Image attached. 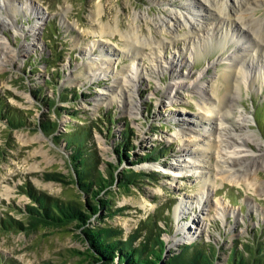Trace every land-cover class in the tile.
<instances>
[{
    "label": "rangeland",
    "instance_id": "374dc122",
    "mask_svg": "<svg viewBox=\"0 0 264 264\" xmlns=\"http://www.w3.org/2000/svg\"><path fill=\"white\" fill-rule=\"evenodd\" d=\"M195 1L29 0L32 5L40 6L45 15L42 20L38 21L31 9L25 12L24 8H19L16 13L9 14L12 23L1 33L15 55L11 59L1 60L0 99L7 107L19 109L28 124L12 129L0 118L1 216L25 220L22 209L32 200L25 191L28 185L66 199L79 196L76 183L47 179L45 173L61 172L67 175V179L73 176L66 142L60 138L66 130H74L88 123L92 130L89 144L99 156V169L106 172L107 163L110 162L117 166L118 177L123 169L128 168L157 174L155 178L144 175L142 181L132 184L130 189L112 186L113 205L122 209L102 221L93 217L91 220L94 223L101 221L122 226L128 233L153 214L157 217L158 225L166 230L162 237L168 250L179 249L191 242H207L218 247L221 258L215 264H222L227 259L235 241L240 248L243 247L240 242L264 234V164L258 170V190L252 189L246 182L224 181L216 165L218 162L212 156L213 149L211 152L209 147L205 150L209 141L213 142L214 135L206 122L208 116L205 117L206 121L200 120V116H204L199 108L203 98L198 91L211 83L210 95L216 101L227 91L230 78L226 75V68L232 62L230 56L238 52L234 48L239 47L240 42L236 40L241 36L229 33L228 41H224L215 40L209 33L212 42L194 52L195 47L185 42L186 37L193 34L185 22V16L194 20L193 13H205L201 10L203 6L199 9ZM12 2L19 6L20 0ZM247 10L250 12L243 11L244 17L252 16L251 20L259 27H254V30L259 33L258 29L264 23V0L259 2L258 7ZM171 12L182 15L176 31L177 41L171 36L166 23L160 21L170 19ZM0 14L7 16L1 5ZM35 24L40 27L32 35L29 29ZM135 24L140 32L138 36L147 43L145 47L137 42L140 46L135 48L132 45L131 48L124 36L132 31ZM245 40L241 39L244 45L247 43ZM150 41L152 43L149 44ZM94 43L96 47L87 55L86 51ZM100 44L112 47L115 53L110 54L115 58L110 64H107L109 57H106V62L99 61L103 71L110 65V71L105 74L101 69L95 74L89 68L94 57H100L103 53ZM27 45L28 50L23 52ZM175 52L179 54L177 61L181 60L182 63L171 68ZM260 53L264 55L263 47ZM158 54L162 56V67L155 66L156 61L152 60ZM254 59L257 61V56L254 55ZM259 63L262 66V59ZM133 64H138L142 74L135 86L131 81L126 83L123 80L128 77L127 72L133 74L130 68ZM246 65L242 67L251 78L247 77L246 83L237 77L241 89L238 88V94H235L231 115H238V109L249 113L250 129L256 131L263 143L261 147L252 146L262 161L264 69L258 72L260 66L249 69L251 65ZM120 80L131 88L130 96L126 89L122 90ZM178 80L181 82L177 86L179 92L170 97V89ZM65 92L69 95L65 96ZM73 110L78 112V117L69 112ZM46 120L56 122V129L45 132L38 123ZM127 126L132 131L129 141L134 146L127 150L129 157L124 160L116 147ZM190 136L193 138L190 139ZM182 138L187 139L183 141ZM185 142L188 144L185 145ZM186 147H194L198 152L203 148L200 149L201 162L205 165L203 178L211 177L206 205L197 202L198 196L201 197L200 192L204 190L203 178L198 175L200 172L197 171L195 175L194 170H189L184 171L185 175H176L170 169L189 158ZM152 149L161 153L154 160L140 161ZM211 180L215 186H212ZM189 197L195 202H188L185 207L188 211L179 217L177 205ZM223 204L230 210L225 217L217 213ZM195 217H202L197 229L191 228L197 231L186 239L184 233L179 231V224L188 230L190 224L197 223L192 222ZM70 228L40 227L39 230L28 231L2 230L0 227V256L13 258L21 264H86V243L81 229ZM178 236L181 240L175 242Z\"/></svg>",
    "mask_w": 264,
    "mask_h": 264
},
{
    "label": "trees",
    "instance_id": "16d2710c",
    "mask_svg": "<svg viewBox=\"0 0 264 264\" xmlns=\"http://www.w3.org/2000/svg\"><path fill=\"white\" fill-rule=\"evenodd\" d=\"M71 94L75 98L78 97L77 94ZM68 95V92H65V96ZM69 112L78 117L77 111ZM0 118L5 120L12 129L28 124L26 117H23L19 109L7 107L2 99H0ZM38 124L45 132L55 130L57 126L56 122L50 120L39 121ZM91 132V125L87 123L74 130H66L60 138L66 142L65 147L69 151V161L74 171L70 179L61 172L45 173L47 179L64 181L67 184L76 183L79 186V196L66 199L28 185L25 191L32 200L22 209L25 220L0 214L2 230L29 231L39 230L40 227L69 230L72 226L80 228L86 243L84 251L87 257L84 260V262L87 261L86 264H215L221 258L218 247L207 242H191L182 245L179 249L167 250V244L162 237V233L166 230L158 225L157 217L153 214L142 220L137 228L128 233H125L122 226L101 222L105 217H113L122 209L113 205L115 203L110 192L112 186L118 185L120 188L130 189L132 184L142 181L144 175L148 174L155 178L157 174L155 172L146 174V172L128 168L123 169L118 177L115 170L117 166L110 162L107 163L106 172L99 169V156L89 144ZM131 132L130 127L124 128L122 138L117 143L116 150L121 151V159L124 160L129 157L127 150L130 151L131 146H134L129 141ZM159 153L161 152L152 149L140 161L154 160ZM93 217L101 221L94 223L91 220ZM240 243L243 247L239 248L235 241L227 259L222 264H264V234ZM0 264L21 263L13 258L0 256Z\"/></svg>",
    "mask_w": 264,
    "mask_h": 264
},
{
    "label": "bare ground",
    "instance_id": "6f19581e",
    "mask_svg": "<svg viewBox=\"0 0 264 264\" xmlns=\"http://www.w3.org/2000/svg\"><path fill=\"white\" fill-rule=\"evenodd\" d=\"M13 0H0V5L2 8L5 9L7 12V16L3 17L0 14V66L2 65L1 60L5 58L11 59L12 55H15V52L13 48L10 47L7 40L2 35V30L7 28L11 22V20L8 18L9 14L16 13L19 8H24L25 12H28L29 9L33 11L37 15L38 21L42 20L45 15L41 11V8L39 5H32L29 0H20L19 6H16L15 3L12 2ZM261 0H196L195 3L199 4L200 7L203 6L201 10L205 11V13L201 12L199 13H193L192 19L190 17H186V24L190 26V29L193 34L186 37V41L188 43L192 44L194 48V52H197L201 47L208 46L212 40L209 38L208 34L211 33L213 37H215V40H224L228 41V37H230L229 33H232L233 35H240L241 39H246L244 42H247L245 45L244 43H241V39L237 38L236 41H239V47L237 46L234 48L238 52L235 51V54L230 56V59L232 60L231 64L227 66L226 68V75L228 76V86L227 91L223 93L221 96H218V101H216L211 95H210V87L211 83H207L206 86H202L198 93L199 95H202L203 100H201V103H199V108L202 111V115L200 116L201 122L206 121L205 117L208 116L207 124L210 125L212 128L214 135H213V142L209 141L208 146L206 145V149H208L211 152L212 150V156H215L218 164H216L220 172L222 173L223 180H229L232 182L242 183L246 182L247 184L252 186V189L258 190V170L260 166L263 163L264 159L261 161L260 156L258 157L256 153V149L253 148L252 145L260 146L263 144L262 141L258 138V134L256 131L250 129L249 122L251 121V117L249 113H247L244 109H238L239 114L235 115L234 117L231 115V108H233L235 105V94L237 93V89L240 88L239 79L241 82L247 81L248 78H251L250 75H246L242 65H248L250 64L251 67H248L249 69L256 68L257 66H260V61L262 59V66L259 67L258 72L260 69H264V55L260 53V50H262V47L264 48V23H262V27L258 31L254 30V27L259 28L256 23H254L251 18L252 16H248L247 18L244 17L243 11H248L247 9L254 8L255 6L258 7V4ZM30 11V12H31ZM198 14V15H195ZM170 19H162L160 20L162 23H166L168 27V31L171 36H173L174 40H179L176 34L177 26L180 23L181 20V14H178L177 12H171ZM220 17H222V20L220 21ZM249 18V19H248ZM218 19V20H217ZM254 23V24H253ZM119 26V25H118ZM39 24H35L32 28L29 29V32L32 33V35H35V33L38 31ZM263 28V29H262ZM118 29V28H117ZM103 32V29H101ZM139 30L135 24V26L132 27V31L129 32V34H124L126 36V39L128 40L129 46L135 45V48L137 46L145 47L146 41H143L139 36ZM234 37V36H233ZM189 38V39H188ZM235 40V39H234ZM34 41V40H33ZM139 42V44H137ZM254 42V43H253ZM149 44L152 43L151 41L148 42ZM159 43V42H158ZM157 43V44H158ZM34 44V42L32 43ZM164 44V42H163ZM160 45L158 44V47ZM28 45L24 46L23 52H26L28 50ZM96 47V43L93 44L88 50L86 51L87 55L91 54V49L93 50ZM100 49L102 50V55L100 57H94L93 64L89 66L90 71L96 73H99L100 69L102 70L103 67L100 65V62H106L109 57V61H107V64H110L109 62H112L115 58L113 55L115 54L112 47H106L105 45L100 44ZM252 51V52H251ZM178 52H175V54ZM113 54V55H110ZM181 54V53H180ZM177 55L174 57V59L170 63V67H178L182 63L181 60L177 61ZM254 55L257 56L258 60L255 61ZM105 56V57H103ZM161 54L156 55L152 60L156 61L155 66H164L161 63ZM261 58V59H260ZM136 61V60H135ZM160 61V63H159ZM259 61V62H258ZM105 68V67H104ZM113 68V66H111ZM130 68L133 71V74H130L127 72V78H123V80H126V83L132 82V85L135 86L136 80H138V77H142L140 67L137 65H132ZM110 71V65L105 68V70H102V73L105 74V72ZM123 72V71H122ZM123 73H126L125 71ZM250 73V72H249ZM119 74V73H118ZM261 75V73H259ZM257 74V75H259ZM123 75V74H121ZM126 75V74H125ZM125 77V76H124ZM239 77V79L237 78ZM248 77V78H247ZM256 80V78H255ZM253 81V80H252ZM180 80L176 81L174 85L172 86L173 89H170L169 92L170 97H174L179 91L178 85L180 86L181 82ZM247 83V82H246ZM120 86H122V90L126 89L127 94L129 93L130 96V90L131 88L129 85L123 84V82L119 81ZM137 84V83H136ZM202 85V84H201ZM129 87V88H128ZM219 95V94H218ZM217 97V96H216ZM201 113V112H200ZM200 115V114H199ZM234 118L233 124H231V119ZM238 129V130H237ZM180 134V133H179ZM199 134V133H198ZM196 137L197 135L194 134ZM192 139L193 137L190 136ZM187 138H182L183 141H185ZM197 140V139H196ZM195 140L196 144H199L198 141ZM187 145L188 143L185 142ZM203 146V145H201ZM202 148V147H201ZM200 148V149H201ZM189 152V158L185 159V163H176L174 164L170 169H173L174 173L176 175H185L184 171L194 170V174L197 175V171L200 172L198 175L203 178V175L205 171L203 170L205 165L202 161V155L200 154L198 150L196 151L194 147L185 148ZM203 149V148H202ZM208 150V151H209ZM253 156V158L251 157ZM208 157V156H207ZM204 161V160H203ZM249 162V163H248ZM192 164V165H191ZM244 167V168H243ZM207 176V175H205ZM209 176L203 178V184L202 187H204V190L200 192L201 197L198 196L197 202L199 204L206 203L209 201L208 192H210V180ZM212 186H215L214 181H212ZM260 183V182H259ZM262 183V182H261ZM264 188V185L263 187ZM205 197V198H204ZM204 198V199H203ZM183 202V203H182ZM193 204L195 202L192 198H184L181 201V204L177 205L176 212L178 213L179 217L183 216L187 211L188 208H185L188 204ZM196 202V203H197ZM185 204V205H184ZM226 204H223V207L221 210H217L218 214H222L224 217L227 212H230L229 208ZM185 208V209H184ZM222 211V212H221ZM202 218V217H201ZM200 217L194 218L192 220L194 224H190L188 226V230L185 229L184 226H180L179 224V231L183 232V237L185 236L186 239L190 238V234H195L196 231H194L191 228L197 229L198 223L201 220ZM187 228V227H186ZM181 240L179 236L174 239V241Z\"/></svg>",
    "mask_w": 264,
    "mask_h": 264
},
{
    "label": "water",
    "instance_id": "95a60500",
    "mask_svg": "<svg viewBox=\"0 0 264 264\" xmlns=\"http://www.w3.org/2000/svg\"><path fill=\"white\" fill-rule=\"evenodd\" d=\"M167 244V243H166ZM168 250V247L166 248ZM166 257H167V253H166Z\"/></svg>",
    "mask_w": 264,
    "mask_h": 264
}]
</instances>
